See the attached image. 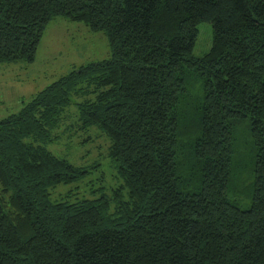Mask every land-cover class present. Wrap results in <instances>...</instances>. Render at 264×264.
<instances>
[{
	"label": "trees",
	"instance_id": "obj_1",
	"mask_svg": "<svg viewBox=\"0 0 264 264\" xmlns=\"http://www.w3.org/2000/svg\"><path fill=\"white\" fill-rule=\"evenodd\" d=\"M57 17L110 56L0 119V264H264V0H0V65L33 64ZM92 128L116 187L57 154Z\"/></svg>",
	"mask_w": 264,
	"mask_h": 264
},
{
	"label": "rangeland",
	"instance_id": "obj_2",
	"mask_svg": "<svg viewBox=\"0 0 264 264\" xmlns=\"http://www.w3.org/2000/svg\"><path fill=\"white\" fill-rule=\"evenodd\" d=\"M212 44V25L203 23L199 26L194 54L205 55L210 51ZM109 56L108 41L103 33L92 32L84 24L72 22L64 17L55 18L45 31L33 64L0 65V119L18 111L20 102L30 101L34 95L70 73L74 70L73 68L92 62H101ZM75 113L76 111L72 110L69 114L67 118L69 123L76 120ZM68 136L62 137V144L57 147V154L80 167L89 168L92 165H99L90 176L93 183H99L97 180L104 176L105 181L101 184L105 188L116 187L118 179L114 166L108 159L107 137L97 128H92L85 134L82 131L78 133V138L89 136L92 138V143L80 146L77 144L78 139L73 141ZM91 179L88 178L79 184L78 190L87 197H91V194L87 192L88 184L92 183ZM70 189L72 187L58 186L52 192L53 199H59Z\"/></svg>",
	"mask_w": 264,
	"mask_h": 264
}]
</instances>
